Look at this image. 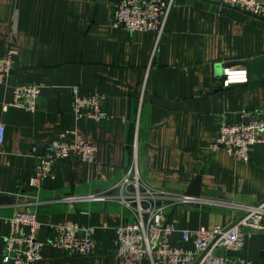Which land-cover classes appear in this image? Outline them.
I'll return each mask as SVG.
<instances>
[{
	"label": "crops",
	"instance_id": "obj_1",
	"mask_svg": "<svg viewBox=\"0 0 264 264\" xmlns=\"http://www.w3.org/2000/svg\"><path fill=\"white\" fill-rule=\"evenodd\" d=\"M122 0H0V54L16 53L7 86H0V264L9 219L33 205L42 224L36 238L45 246L35 264H120L116 228L134 221L128 210L108 202L67 198L109 192L133 157L154 189L187 195L196 179L201 195L171 211L182 231L226 226L241 212L232 204L264 200V144L251 148L248 164L226 151H212L222 122L237 124L242 113L264 108V80L253 73L243 84L224 86L226 75L246 72L264 56V19L205 0H175L157 50L156 36L110 28ZM264 4V0H260ZM44 85L38 109L4 108L18 85ZM104 97L110 118L76 119L72 88ZM193 102L192 112L168 111L150 103ZM139 119V125H138ZM65 130L98 145L96 164L75 159L57 163L40 190L28 181L44 147ZM231 204V205H230ZM75 223L95 229L90 257L71 256L50 244L56 227ZM26 232H29L27 229ZM241 251H222L246 264H264V233L247 237Z\"/></svg>",
	"mask_w": 264,
	"mask_h": 264
},
{
	"label": "built area",
	"instance_id": "obj_2",
	"mask_svg": "<svg viewBox=\"0 0 264 264\" xmlns=\"http://www.w3.org/2000/svg\"><path fill=\"white\" fill-rule=\"evenodd\" d=\"M222 6L240 9L264 19V4L260 0H205ZM175 0H122L111 19L110 28L129 33H150L156 36V49L166 32L168 19ZM16 53L0 54V86H7L14 69ZM248 82L247 73L226 75L225 87ZM44 85H18L13 89L12 102L5 109L18 108L35 113ZM72 111L76 119L86 118L101 122L110 118L104 110V97L83 94L72 88ZM139 125V119H138ZM6 127L0 123V146ZM138 136V135H137ZM133 144V157L121 179L109 192L67 198L69 202H108L117 204L134 216V221L116 228V245L120 264H246L241 258H228L222 251H241L245 239L264 233V200L255 205L230 204L241 212L226 226L182 231L181 242L192 249L177 247L172 237L177 232L171 222L173 209L198 201L196 197L182 196L149 186L139 170L138 137ZM264 144V108L242 113L237 124L222 122L212 151H226L235 161L248 164L251 148ZM44 154L38 158L29 185L40 190L53 176L54 169L64 159H75L85 164H96L98 145L76 131L65 130L49 141ZM10 232L5 240L3 264H35L42 259L44 244L36 238L42 224L33 205L16 210L9 219ZM29 232H26L25 230ZM95 229L68 223L56 227V237L50 244L64 249L71 256L90 257L96 248Z\"/></svg>",
	"mask_w": 264,
	"mask_h": 264
},
{
	"label": "water",
	"instance_id": "obj_3",
	"mask_svg": "<svg viewBox=\"0 0 264 264\" xmlns=\"http://www.w3.org/2000/svg\"><path fill=\"white\" fill-rule=\"evenodd\" d=\"M247 67V77L248 80L249 74L253 73L258 78L264 80V56L254 59L246 63ZM150 103L156 107H159L168 111H182V112H192L193 111V102L191 100L186 101H167L155 96L150 98ZM201 181L200 178L196 179L192 187L187 191V196L198 198L201 195Z\"/></svg>",
	"mask_w": 264,
	"mask_h": 264
}]
</instances>
